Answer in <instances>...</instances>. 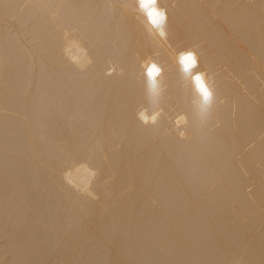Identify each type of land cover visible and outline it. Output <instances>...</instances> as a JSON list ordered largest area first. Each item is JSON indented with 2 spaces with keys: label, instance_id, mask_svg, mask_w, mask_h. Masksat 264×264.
I'll return each mask as SVG.
<instances>
[{
  "label": "bare ground",
  "instance_id": "bare-ground-1",
  "mask_svg": "<svg viewBox=\"0 0 264 264\" xmlns=\"http://www.w3.org/2000/svg\"><path fill=\"white\" fill-rule=\"evenodd\" d=\"M149 1L0 0V264H264V0Z\"/></svg>",
  "mask_w": 264,
  "mask_h": 264
},
{
  "label": "snow or ice",
  "instance_id": "snow-or-ice-1",
  "mask_svg": "<svg viewBox=\"0 0 264 264\" xmlns=\"http://www.w3.org/2000/svg\"><path fill=\"white\" fill-rule=\"evenodd\" d=\"M41 7H44V5H40ZM142 7H146L144 5H141ZM149 16L151 18V23L152 25L159 31V35L160 36H165V32H164V24L166 22V15H165V11H159V12H153V13H149ZM56 22L54 21V24ZM61 27H63V25H61ZM55 30V28H54ZM180 61L181 63L184 65V69L185 71H188L190 68H193L196 64H197V58L194 55L193 52L188 51L186 54L182 55L180 57ZM75 72H84L86 71V69L83 66H76L72 69ZM115 69L112 70V72H114ZM159 71V69H157L156 65L153 64L151 66V68L149 69L148 75L154 76L155 73H157ZM112 72H109L108 75L111 76ZM197 85L200 89V92L202 94L203 97V105L206 106L208 105L212 93L207 89V87H205V85L202 82V77L200 75H196L195 76ZM141 119H144L143 114H141ZM153 121H155V117H153ZM146 123V121H145ZM94 158H95V154H94ZM101 160L103 159L102 157L100 158ZM97 171H99V169H97Z\"/></svg>",
  "mask_w": 264,
  "mask_h": 264
},
{
  "label": "clouds",
  "instance_id": "clouds-1",
  "mask_svg": "<svg viewBox=\"0 0 264 264\" xmlns=\"http://www.w3.org/2000/svg\"><path fill=\"white\" fill-rule=\"evenodd\" d=\"M148 9L151 10V12H158L160 10V6L157 3L156 0L154 1H149V3L147 4ZM147 10V9H146ZM149 22L151 23V20H149ZM152 24V23H151Z\"/></svg>",
  "mask_w": 264,
  "mask_h": 264
}]
</instances>
